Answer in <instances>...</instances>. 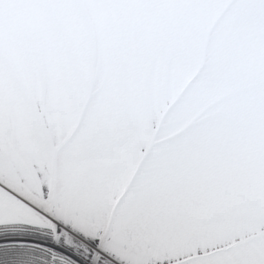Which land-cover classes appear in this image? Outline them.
<instances>
[{"label": "snow or ice", "instance_id": "snow-or-ice-1", "mask_svg": "<svg viewBox=\"0 0 264 264\" xmlns=\"http://www.w3.org/2000/svg\"><path fill=\"white\" fill-rule=\"evenodd\" d=\"M264 264V0H0V264Z\"/></svg>", "mask_w": 264, "mask_h": 264}, {"label": "trees", "instance_id": "trees-1", "mask_svg": "<svg viewBox=\"0 0 264 264\" xmlns=\"http://www.w3.org/2000/svg\"><path fill=\"white\" fill-rule=\"evenodd\" d=\"M30 264H51L47 258H38L30 262Z\"/></svg>", "mask_w": 264, "mask_h": 264}]
</instances>
